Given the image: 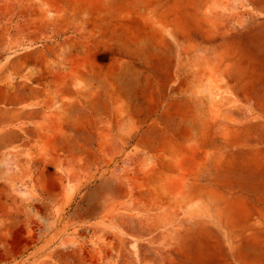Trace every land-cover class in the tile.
Segmentation results:
<instances>
[{"label":"rangeland","instance_id":"374dc122","mask_svg":"<svg viewBox=\"0 0 264 264\" xmlns=\"http://www.w3.org/2000/svg\"><path fill=\"white\" fill-rule=\"evenodd\" d=\"M0 264H264V0H0Z\"/></svg>","mask_w":264,"mask_h":264}]
</instances>
